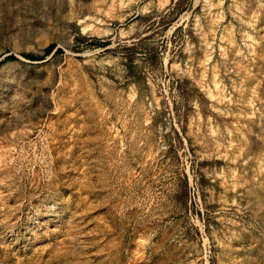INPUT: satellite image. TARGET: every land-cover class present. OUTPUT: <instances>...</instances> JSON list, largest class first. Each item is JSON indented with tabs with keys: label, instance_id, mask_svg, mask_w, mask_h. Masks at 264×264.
<instances>
[{
	"label": "rangeland",
	"instance_id": "obj_1",
	"mask_svg": "<svg viewBox=\"0 0 264 264\" xmlns=\"http://www.w3.org/2000/svg\"><path fill=\"white\" fill-rule=\"evenodd\" d=\"M0 264H264V0H0Z\"/></svg>",
	"mask_w": 264,
	"mask_h": 264
},
{
	"label": "trees",
	"instance_id": "obj_2",
	"mask_svg": "<svg viewBox=\"0 0 264 264\" xmlns=\"http://www.w3.org/2000/svg\"><path fill=\"white\" fill-rule=\"evenodd\" d=\"M11 58L13 57V56H10Z\"/></svg>",
	"mask_w": 264,
	"mask_h": 264
}]
</instances>
